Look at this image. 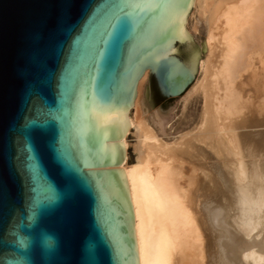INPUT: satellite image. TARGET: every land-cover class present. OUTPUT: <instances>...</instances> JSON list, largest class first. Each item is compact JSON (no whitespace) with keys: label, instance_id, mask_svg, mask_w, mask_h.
Masks as SVG:
<instances>
[{"label":"water","instance_id":"obj_1","mask_svg":"<svg viewBox=\"0 0 264 264\" xmlns=\"http://www.w3.org/2000/svg\"><path fill=\"white\" fill-rule=\"evenodd\" d=\"M187 0H0V264H134L109 150L146 69L166 98L195 75ZM120 157L114 163H118ZM111 182L119 197L110 196Z\"/></svg>","mask_w":264,"mask_h":264},{"label":"bare ground","instance_id":"obj_2","mask_svg":"<svg viewBox=\"0 0 264 264\" xmlns=\"http://www.w3.org/2000/svg\"><path fill=\"white\" fill-rule=\"evenodd\" d=\"M199 28L204 54L181 97L183 110L200 103L193 125L165 137L143 107L149 69L130 104L92 108L122 112L119 148L101 168L116 172L134 264L264 259V0H187L178 39ZM110 196H120L113 182Z\"/></svg>","mask_w":264,"mask_h":264},{"label":"rangeland","instance_id":"obj_3","mask_svg":"<svg viewBox=\"0 0 264 264\" xmlns=\"http://www.w3.org/2000/svg\"><path fill=\"white\" fill-rule=\"evenodd\" d=\"M204 39H205L204 32L201 30V28H199L197 32L192 34L190 40L184 41L182 43H177L176 54L178 55V49H186V44H190L197 46L198 54L199 56L202 57L204 54V49H203ZM151 87H153V83L151 80V76L148 75L144 84L142 100H143L144 110L148 113V115L154 117L153 115L154 111L147 92V89ZM183 94L184 93H182L179 96L172 97L171 105L164 107V113L170 118L168 121L161 122V129L163 130L165 137H173L175 135H178V133L181 130L193 125L198 118V113L200 109L199 101L190 102L187 105V107L183 110V105L181 102V97L183 96ZM128 143H129L128 153L131 156V144L134 143V139L131 134L128 136Z\"/></svg>","mask_w":264,"mask_h":264},{"label":"trees","instance_id":"obj_4","mask_svg":"<svg viewBox=\"0 0 264 264\" xmlns=\"http://www.w3.org/2000/svg\"><path fill=\"white\" fill-rule=\"evenodd\" d=\"M151 80H152V83H153V87H154V90H155V92H156V94H157V103H159L160 101H162L163 99H165L166 97L165 96H163L162 94H161V92L159 91V88H158V86H157V84H156V81H155V79H154V77L153 76H151Z\"/></svg>","mask_w":264,"mask_h":264},{"label":"clouds","instance_id":"obj_5","mask_svg":"<svg viewBox=\"0 0 264 264\" xmlns=\"http://www.w3.org/2000/svg\"><path fill=\"white\" fill-rule=\"evenodd\" d=\"M258 264H264V259H261Z\"/></svg>","mask_w":264,"mask_h":264}]
</instances>
